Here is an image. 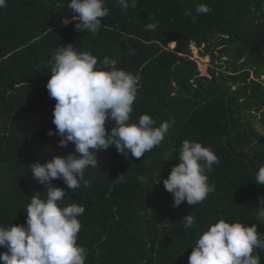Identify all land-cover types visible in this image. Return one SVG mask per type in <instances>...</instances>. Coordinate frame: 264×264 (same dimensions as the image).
Wrapping results in <instances>:
<instances>
[{"label":"trees","instance_id":"obj_1","mask_svg":"<svg viewBox=\"0 0 264 264\" xmlns=\"http://www.w3.org/2000/svg\"><path fill=\"white\" fill-rule=\"evenodd\" d=\"M69 2L6 0L0 8V227H26L33 193L46 198L30 165L74 151L72 142L61 147L58 135H48L56 132V101L46 88L57 46L71 43L139 77L130 122L142 114L157 127L175 121L139 159L125 158L114 145L97 151L98 168L84 173L88 186L51 181L65 189L63 206L85 208L77 234L85 264H188L192 245L220 219L255 224L264 238L257 219L264 185L254 180L264 166V0H138L127 11L106 0L109 14L95 34L76 29ZM199 4L212 10L197 14ZM153 22L156 29H146ZM191 46L209 56L208 76L199 74ZM111 126L107 120L106 131ZM184 140L218 156L207 173L215 191L197 205L173 207L163 180L179 163ZM188 213L195 223L185 229ZM252 254L264 264V249Z\"/></svg>","mask_w":264,"mask_h":264},{"label":"clouds","instance_id":"obj_2","mask_svg":"<svg viewBox=\"0 0 264 264\" xmlns=\"http://www.w3.org/2000/svg\"><path fill=\"white\" fill-rule=\"evenodd\" d=\"M137 2L117 0L124 11L135 8ZM4 7L6 0H0V8ZM67 7L76 14L72 17L76 29L93 34L98 33L101 19L109 14L106 0H70ZM211 10L206 4L195 9L197 14ZM145 27L155 30L157 23ZM52 59L46 88L56 101L53 109L56 132L49 130L48 135H58L61 147L72 142L75 148L65 156H53L44 163L30 165L34 178L46 186V198H41V192L33 193L26 208V227L21 224L0 227V246L7 248V252L0 253V259L6 264H85L87 250L77 244L81 229L78 217L85 208L77 204L63 206L65 189L54 187L51 181L62 179L68 189L79 188L81 182L88 186L84 173L88 167L98 168L97 151L114 145L125 158L131 153L139 159L159 145L175 123L161 122L157 127L149 114L130 122L139 77L118 69L115 59L107 56L98 59L71 43L57 46ZM107 120L115 123L110 131L105 128ZM178 160L163 180L164 187L173 195V207L182 202L197 205L215 191L207 173L219 163L218 156L200 142L184 140ZM137 178L144 180L142 176ZM254 180L264 185V166L259 167ZM257 207L260 209L257 219L264 221V197H260ZM181 220L185 229L195 223L189 213ZM192 246L188 264H260L259 255L252 253L254 248L264 249V238L255 224L248 226L242 221L230 223L220 219Z\"/></svg>","mask_w":264,"mask_h":264},{"label":"rangeland","instance_id":"obj_3","mask_svg":"<svg viewBox=\"0 0 264 264\" xmlns=\"http://www.w3.org/2000/svg\"><path fill=\"white\" fill-rule=\"evenodd\" d=\"M191 50H192V58L196 60L199 74L203 76H208L207 68L209 67V56L208 55L201 56L198 53V49L194 46H191ZM215 53L218 54L217 51H215ZM224 59L225 57H222L221 60H219V62L223 61ZM260 78L262 79V77ZM262 127L264 128V123L262 124Z\"/></svg>","mask_w":264,"mask_h":264}]
</instances>
